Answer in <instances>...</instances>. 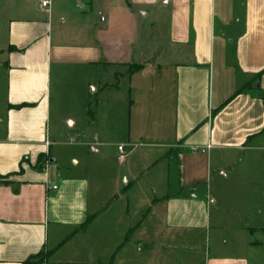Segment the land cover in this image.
I'll return each mask as SVG.
<instances>
[{"label": "crops", "instance_id": "crops-1", "mask_svg": "<svg viewBox=\"0 0 264 264\" xmlns=\"http://www.w3.org/2000/svg\"><path fill=\"white\" fill-rule=\"evenodd\" d=\"M73 1L0 9V264H264V0Z\"/></svg>", "mask_w": 264, "mask_h": 264}, {"label": "rangeland", "instance_id": "rangeland-1", "mask_svg": "<svg viewBox=\"0 0 264 264\" xmlns=\"http://www.w3.org/2000/svg\"><path fill=\"white\" fill-rule=\"evenodd\" d=\"M9 5L12 8H14L16 6L24 5L25 8H27L34 16H38L39 18L43 17L42 13L37 11V5H35V3H33V0H26V1L22 0L21 2H20V0L18 2H16L15 0H10V1L9 0H0V9L4 8V7H8ZM79 5H80V1L79 0L73 1V4L71 6H68V8H66V5H64L65 11L67 12V18H68L67 22L68 23L70 21L73 22L72 14H73V12L75 14V12L78 11V9L75 8V7L79 6ZM57 22L58 21H56V23ZM68 23H67V26H68ZM5 27H6V24L3 25V23L0 21V38L2 36H4V32L6 31ZM125 130H126L125 125L123 127H119V130H117L114 134L111 135V137L109 139H107V142L109 144L111 143L112 145L108 146L106 148V151L112 153V155H115V152L118 153L117 147H118V145H120L121 143L124 142L123 141V137H124V134H125ZM65 248H67V247L63 248V251L61 253H59L58 257L55 255V259L57 258V261L64 262L63 259H67L66 255H65V253H66V249ZM61 262L59 264H62ZM69 262H70V264H75V263H73L71 261H69ZM109 263L114 264V259L112 261L110 259L108 264Z\"/></svg>", "mask_w": 264, "mask_h": 264}, {"label": "trees", "instance_id": "trees-1", "mask_svg": "<svg viewBox=\"0 0 264 264\" xmlns=\"http://www.w3.org/2000/svg\"><path fill=\"white\" fill-rule=\"evenodd\" d=\"M234 70H235L236 75L239 77L241 75V73H240V70L238 69V67L235 65H234ZM258 81H259V75H255V76L251 77L249 80H247L246 82H244L242 84H238L233 95L229 98L228 101L235 98L239 94L247 93L249 91H254L256 96H258V98L263 101V105H264V92L261 91L260 88L256 86ZM41 161H42V158L41 157L38 158V161H37L38 166H40ZM7 178H8V176H6V177L0 176V183H2V184L7 183L6 182ZM15 191H17V189H15ZM92 219H93V216L87 217L85 222L81 225L80 230L84 231L87 228V226L90 224ZM46 258H47V254H45V255L40 254L38 256L30 258L29 260H27L23 264H42L44 262V260H46ZM109 264H111V263H109Z\"/></svg>", "mask_w": 264, "mask_h": 264}, {"label": "built area", "instance_id": "built-area-1", "mask_svg": "<svg viewBox=\"0 0 264 264\" xmlns=\"http://www.w3.org/2000/svg\"><path fill=\"white\" fill-rule=\"evenodd\" d=\"M50 5H51V0H39V7L42 10L48 11L50 8ZM117 151H118L117 159L121 161L123 157V146H118ZM55 188H56L55 186L52 187V189H55Z\"/></svg>", "mask_w": 264, "mask_h": 264}, {"label": "water", "instance_id": "water-1", "mask_svg": "<svg viewBox=\"0 0 264 264\" xmlns=\"http://www.w3.org/2000/svg\"><path fill=\"white\" fill-rule=\"evenodd\" d=\"M52 162V160H50V163Z\"/></svg>", "mask_w": 264, "mask_h": 264}]
</instances>
